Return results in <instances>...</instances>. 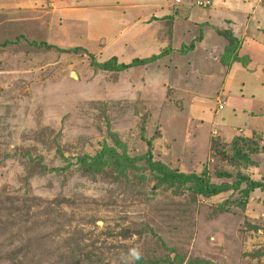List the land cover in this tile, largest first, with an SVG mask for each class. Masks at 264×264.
<instances>
[{"label": "rangeland", "instance_id": "374dc122", "mask_svg": "<svg viewBox=\"0 0 264 264\" xmlns=\"http://www.w3.org/2000/svg\"><path fill=\"white\" fill-rule=\"evenodd\" d=\"M120 1L151 11L106 37L88 8ZM189 1L0 0V264H264V191L79 166L106 145L264 183V0ZM134 58L148 60L115 69ZM237 151L253 164H231Z\"/></svg>", "mask_w": 264, "mask_h": 264}, {"label": "trees", "instance_id": "16d2710c", "mask_svg": "<svg viewBox=\"0 0 264 264\" xmlns=\"http://www.w3.org/2000/svg\"><path fill=\"white\" fill-rule=\"evenodd\" d=\"M212 1V0H211ZM233 41H235L233 39ZM235 44L229 46V52H231L232 57L238 60V56L235 53ZM234 50V51H233ZM159 54H155L157 57ZM113 58V57H112ZM115 58L112 59L114 61ZM240 59V58H239ZM148 58H134L129 63H116L114 62L115 69H125L127 67L138 65L140 63L147 62ZM100 67L104 69H108L107 63H102ZM111 148L104 145L99 151H97L92 156H82L79 159V166L83 169V171L94 173L97 172L106 166H115L118 169L119 174H123L127 168L134 167V163L137 161H142V165L144 167L149 168L150 170L157 173V177H159L162 184H165L169 187H174L177 190H191L194 194H199L205 197H210L214 195H218L229 188H239L242 182H245V188L242 189L241 195L243 200L245 201L251 191L255 189H259L264 191V183L260 181H254L247 179L244 175H239L238 179L233 182V184H228L226 182L221 183H213L209 180L208 175L205 172L198 175L195 173L184 174L182 172H178L175 169L170 168L165 165L161 161L153 160L151 153L146 152L139 158L129 159L125 152L121 153L119 156L116 152L110 154ZM116 156V157H115ZM229 162L234 166H247L248 164H253V162L248 158L247 154L241 151H237V156L229 157ZM224 175H229L228 173H223ZM176 260V259H174ZM175 262V261H174Z\"/></svg>", "mask_w": 264, "mask_h": 264}, {"label": "crops", "instance_id": "0c3cea01", "mask_svg": "<svg viewBox=\"0 0 264 264\" xmlns=\"http://www.w3.org/2000/svg\"><path fill=\"white\" fill-rule=\"evenodd\" d=\"M93 4V7L88 8V12L95 11L100 21L106 18L111 23L109 27L103 25L102 21L99 23L100 27L103 26V35L106 37L110 36L109 38L119 33L122 36L127 34L130 31V27L133 25L139 26L140 24L138 23L141 22L143 16L149 14L151 11L147 8L144 1H120L115 3H104V5L101 2H94ZM104 8L108 10V13L101 10ZM80 15L83 14L80 13Z\"/></svg>", "mask_w": 264, "mask_h": 264}, {"label": "built area", "instance_id": "2783aa9c", "mask_svg": "<svg viewBox=\"0 0 264 264\" xmlns=\"http://www.w3.org/2000/svg\"><path fill=\"white\" fill-rule=\"evenodd\" d=\"M176 2H180V0H175ZM190 3H193L195 2L196 5L198 6H202V7H206L208 5L211 4V0H194L193 2L192 1H189ZM190 3H187V4H190ZM222 104H219V108H222Z\"/></svg>", "mask_w": 264, "mask_h": 264}, {"label": "clouds", "instance_id": "9594fccd", "mask_svg": "<svg viewBox=\"0 0 264 264\" xmlns=\"http://www.w3.org/2000/svg\"><path fill=\"white\" fill-rule=\"evenodd\" d=\"M128 256L131 258V260L136 261L140 259V253L136 248H130L128 250Z\"/></svg>", "mask_w": 264, "mask_h": 264}, {"label": "water", "instance_id": "95a60500", "mask_svg": "<svg viewBox=\"0 0 264 264\" xmlns=\"http://www.w3.org/2000/svg\"><path fill=\"white\" fill-rule=\"evenodd\" d=\"M70 76H72V78H76L77 77L75 72H73V71L70 73Z\"/></svg>", "mask_w": 264, "mask_h": 264}]
</instances>
